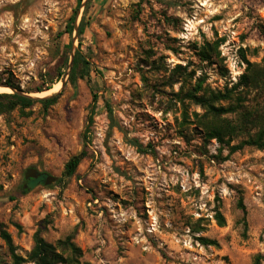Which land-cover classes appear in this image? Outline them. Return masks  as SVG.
Listing matches in <instances>:
<instances>
[{
  "label": "rangeland",
  "instance_id": "obj_1",
  "mask_svg": "<svg viewBox=\"0 0 264 264\" xmlns=\"http://www.w3.org/2000/svg\"><path fill=\"white\" fill-rule=\"evenodd\" d=\"M86 1L0 0V86L10 82L34 97L60 92L46 110L36 103L0 115V222L18 252L31 250L41 228L53 243L74 235L94 264H254L264 257V150L219 154L216 140L205 144L195 126L179 127L172 100L183 81L171 86L169 74L180 64L195 73L192 84L200 76L213 89L236 82L243 55L264 58V0ZM73 16L74 25L86 18L74 44L91 71L61 87ZM215 39H224V68L195 55ZM41 86L51 88L36 92ZM84 146L76 174L60 180ZM28 168L56 180L23 193ZM217 209L224 227L214 219ZM0 264H12L1 237Z\"/></svg>",
  "mask_w": 264,
  "mask_h": 264
},
{
  "label": "trees",
  "instance_id": "obj_2",
  "mask_svg": "<svg viewBox=\"0 0 264 264\" xmlns=\"http://www.w3.org/2000/svg\"><path fill=\"white\" fill-rule=\"evenodd\" d=\"M74 21L75 16H73L71 24L67 28L69 34L74 31ZM86 26V18L83 17L78 29L79 36L84 33ZM223 43L224 39L205 41L195 48V55L200 62H217L220 68H224V58L221 56L220 50ZM70 48L71 44H69L68 49ZM173 51L175 52V50ZM243 61L246 65L244 72L236 82L230 81L223 89H213L209 85H205V76H200L193 84L190 83L189 81L192 80L195 73H188L187 68L180 64H177L169 74V78H173L169 83L171 86L183 81L179 90L173 93L175 98L172 100L176 106L179 104V110L181 111L182 122L178 123L179 127L195 126L203 134L205 144L216 140L220 145L218 148L219 154L224 148L228 149V155L241 151L246 147L264 150V58L258 63L251 62L246 58V55H243ZM149 65L153 69L159 70L160 66L158 67L154 62L149 63ZM90 71V61L78 48L69 74V81L75 84L78 78L87 77ZM167 72L168 70H166ZM59 75L61 76V72H59ZM186 83H189L187 88L185 87ZM9 85L19 88L10 82ZM50 88L51 86H41L37 88L36 92L41 93ZM58 95L34 99L17 93H0V115L7 114L16 108L24 112L25 108H30L36 103H40L46 110L56 102ZM96 101L97 94H94L90 114L83 132L85 141H87L93 123ZM191 106H196L201 111H191ZM87 155L88 152L86 146H84L80 153L72 156L67 161L59 179L72 178ZM220 159L221 161L226 160L228 156ZM38 174L39 172L34 168H28L25 171L24 183L27 186L23 187V193L28 192L29 182ZM237 206L243 212L242 224L244 232H246L248 229L246 206L242 195L238 198ZM214 219L218 226L224 227L226 225V219L220 209L216 210ZM0 237L5 242L12 264H94L85 259L84 252L74 242V235H68L64 239H59L53 243L43 236L42 229L39 228L34 233L33 246L26 255L18 252V248L3 222H0ZM198 239L203 245H218L216 240L205 237H199ZM261 260H264V257L258 255L254 264H261Z\"/></svg>",
  "mask_w": 264,
  "mask_h": 264
},
{
  "label": "water",
  "instance_id": "obj_3",
  "mask_svg": "<svg viewBox=\"0 0 264 264\" xmlns=\"http://www.w3.org/2000/svg\"><path fill=\"white\" fill-rule=\"evenodd\" d=\"M87 1H86V3H87ZM78 29H79V24H77V22H76L75 25H74V31H73L74 38H73V44H72V50H71V54H70L69 64H68L67 72L65 74V79L62 80V86L61 87H63L66 84V80L69 78V74H70L71 69L73 67L75 53H76V51L78 49L75 46V44H74L75 39L79 36L78 35ZM5 87L10 88L11 90L14 91V93H17V94H20V95H24V96H28V97H31V98H34V99L48 98V97H52L54 95H58L60 93V92H57L56 94L49 95V96H44V97H34V96L29 95V94L23 93V92L17 90L16 88H14V87H12L10 85H6ZM55 180H56V177L52 176L49 173L42 172V173H39L34 179H32L30 181L29 186L30 187H35V186L40 185V184L48 185V184H51L52 182H54Z\"/></svg>",
  "mask_w": 264,
  "mask_h": 264
},
{
  "label": "bare ground",
  "instance_id": "obj_4",
  "mask_svg": "<svg viewBox=\"0 0 264 264\" xmlns=\"http://www.w3.org/2000/svg\"><path fill=\"white\" fill-rule=\"evenodd\" d=\"M59 88H60V84L55 85V88L52 89V92H53V90H55V91L59 90ZM9 91H11V89H9L8 87L0 86V92H9ZM50 92L51 91H48L46 94H49ZM43 96H45V95H43Z\"/></svg>",
  "mask_w": 264,
  "mask_h": 264
}]
</instances>
